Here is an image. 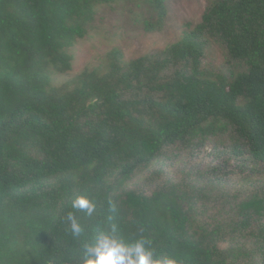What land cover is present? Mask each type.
<instances>
[{
	"label": "trees",
	"instance_id": "trees-1",
	"mask_svg": "<svg viewBox=\"0 0 264 264\" xmlns=\"http://www.w3.org/2000/svg\"><path fill=\"white\" fill-rule=\"evenodd\" d=\"M118 1L0 0V264H264V181L209 203L193 185L130 188L212 138L264 164V0H211L166 49L127 61L114 48L55 85ZM145 3L146 30H161L166 0Z\"/></svg>",
	"mask_w": 264,
	"mask_h": 264
},
{
	"label": "rangeland",
	"instance_id": "rangeland-1",
	"mask_svg": "<svg viewBox=\"0 0 264 264\" xmlns=\"http://www.w3.org/2000/svg\"><path fill=\"white\" fill-rule=\"evenodd\" d=\"M210 3L211 0H166V22L161 30L154 32L146 30V24L155 23L156 18L145 0H120L101 7L88 36L70 50L72 71L55 75V85L66 83L86 68L104 66L114 48H119L127 61L156 49H166L183 37L189 25L195 27L200 23ZM224 64L221 50L212 47L207 68L218 71ZM251 167L236 156L228 137L212 138L196 142L192 147L172 149L153 168L136 176L130 188L150 192L159 184L171 181L185 189L195 186L200 198L208 203L214 199L240 198L255 191L249 188L251 185H243L247 176L257 185L264 181V164Z\"/></svg>",
	"mask_w": 264,
	"mask_h": 264
}]
</instances>
